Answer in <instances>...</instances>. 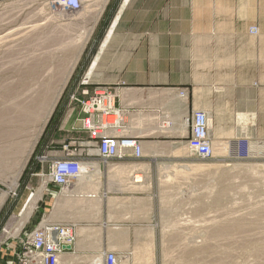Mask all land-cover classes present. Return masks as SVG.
<instances>
[{
  "label": "crops",
  "instance_id": "crops-1",
  "mask_svg": "<svg viewBox=\"0 0 264 264\" xmlns=\"http://www.w3.org/2000/svg\"><path fill=\"white\" fill-rule=\"evenodd\" d=\"M51 12L82 36V50L66 67L67 83L78 81L63 88L66 104L44 158L63 159L66 148L86 172L67 189L46 188L44 213L22 228L71 226L75 240L79 230H86L87 247L75 242L60 256L63 264H87L106 251L114 252L117 264H155V254L138 252L135 260L134 250L143 241L155 247L151 241L166 234L153 220L157 205L148 176L159 161L181 158L172 148L187 143L192 113L206 114L215 151L221 145L232 149L247 140L248 129L264 127V87L248 83L264 78V0H83L76 13H65L53 2ZM251 27L258 35H250ZM96 32L99 39L92 41ZM90 46L93 52L83 59ZM97 87L116 96L118 117L106 135L136 140L139 159L127 151L123 160H101L96 140L81 124L80 105L70 100L86 99ZM56 112L54 108L52 115ZM231 157L230 151L216 156ZM134 173L144 176L142 184L132 183ZM107 228L110 244L103 242ZM174 239L173 254L160 248V264L197 262L193 232L181 228Z\"/></svg>",
  "mask_w": 264,
  "mask_h": 264
},
{
  "label": "rangeland",
  "instance_id": "rangeland-1",
  "mask_svg": "<svg viewBox=\"0 0 264 264\" xmlns=\"http://www.w3.org/2000/svg\"><path fill=\"white\" fill-rule=\"evenodd\" d=\"M52 2L0 0V243L4 245H15L22 226L44 213V191L51 188L43 178L49 164L44 157L66 104L64 93L61 97L63 88L78 81L74 78L67 83L66 79L58 97L50 95L61 83L47 76L57 77L62 71L55 70H63L82 50L74 27L52 14ZM93 49L88 47L83 59ZM255 82L264 87V78L248 80L253 87ZM44 92V98L39 96ZM47 100L55 105L47 117L39 119L40 106ZM54 108L57 112L49 123ZM246 137L249 144L241 139L232 149L221 145L209 160L198 159L183 143L172 148L181 158L159 161L148 177L157 205L153 220L166 234L151 241L156 244L151 249L143 241L138 252L155 254L154 263L160 264V248L173 254L174 232L184 228L197 241V262L192 264H264V127L248 129ZM15 142L19 143L16 148ZM244 149L245 158L238 157ZM229 151L231 158H216ZM102 234L103 242L112 243L109 228Z\"/></svg>",
  "mask_w": 264,
  "mask_h": 264
},
{
  "label": "built area",
  "instance_id": "built-area-1",
  "mask_svg": "<svg viewBox=\"0 0 264 264\" xmlns=\"http://www.w3.org/2000/svg\"><path fill=\"white\" fill-rule=\"evenodd\" d=\"M83 0H53L61 11L76 13L81 9ZM250 34L256 35L257 29L250 28ZM115 93L107 88L97 87L86 99L71 97L81 107L84 118L81 124L96 140V148L103 162L119 161L125 153L131 151L135 159H139L141 148L136 140L107 136L106 132L115 125L117 113L114 109ZM109 118H114L112 123ZM93 119V121H92ZM209 123L205 113H192L189 122L190 136L187 149L200 160L212 158V146L208 137ZM65 158L50 161L44 180L54 187L67 189L71 183L83 175L85 169L74 159V153L63 148ZM246 149L237 156L245 158ZM132 182L142 184V175L134 173ZM75 230L71 226L41 223L34 228L21 230L18 242L11 245L0 243V264H58L60 256L68 251L74 243ZM102 264H117L114 252L106 251L102 255Z\"/></svg>",
  "mask_w": 264,
  "mask_h": 264
},
{
  "label": "bare ground",
  "instance_id": "bare-ground-1",
  "mask_svg": "<svg viewBox=\"0 0 264 264\" xmlns=\"http://www.w3.org/2000/svg\"><path fill=\"white\" fill-rule=\"evenodd\" d=\"M102 2V1H101ZM97 3V2H96ZM102 6H103V4H101ZM95 10H97V9H95ZM94 10V11H95ZM98 14V13H97ZM80 15V14H79ZM76 16H77V14H76ZM74 18V17H73ZM81 18V17H80ZM81 29V28H80ZM80 31V30H79ZM82 31V30H81ZM84 31V30H83ZM82 31V32H83ZM88 30L86 29L85 30V32H87ZM86 34V33H85ZM84 34V35H85ZM78 35H79V33H78ZM80 36V35H79ZM82 37V36H81ZM80 37V38H81ZM84 37V36H83ZM109 38V37H108ZM82 39H84V38H82ZM77 40H79V39H77ZM75 41H76V39H75ZM80 42H81V40H79ZM1 44V43H0ZM80 46V45H79ZM81 49H82V47H81ZM80 50V49H79ZM17 61V60H16ZM71 61V64L74 62V60H70ZM18 69H19V67H18ZM62 68H60V69H57V70H55V71H62L60 74L59 73H56V75H57V77H54V75L53 76H47V79L48 80H53V79H55V81H58V80H60V83H61V86L60 87H55L56 89L53 91V92H51L50 91V95H51V93H53V95L55 96V98H56V96L58 97V95H59V93H60V91H61V89L64 87V85H63V83L65 82L66 83V76L68 75V70L66 69V67L64 66V68H63V70H61ZM65 69V70H64ZM50 70V69H49ZM71 70V69H70ZM54 71V72H55ZM17 74V73H16ZM17 76V75H16ZM17 77H19V76H17ZM20 78V77H19ZM42 78V77H41ZM43 78H45V77H43ZM11 81H12V79H11ZM42 81V80H41ZM13 82V81H12ZM12 82L11 83H9V84H12ZM30 82V84H31V81H29ZM37 82V81H36ZM50 82V81H49ZM18 83H19V81H18ZM28 83V82H27ZM39 83V82H38ZM1 84V83H0ZM6 84V83H5ZM24 84V83H23ZM22 84V85H23ZM26 84V83H25ZM59 84V83H58ZM63 85V86H62ZM21 86V85H20ZM19 86V87H20ZM45 86V85H44ZM46 87V86H45ZM45 87H43V89L45 88ZM32 88V87H31ZM19 89V88H18ZM31 91V90H30ZM32 91H35L34 89L32 90ZM36 92V91H35ZM46 94V92H44V93H42V95H39V96H42V98H44L43 96ZM26 95H28L27 93H26ZM47 95H49L48 93H47ZM34 98V97H33ZM52 98L53 97H51L50 99L52 100ZM29 99V98H28ZM58 99V98H57ZM32 100V99H31ZM54 105H55V103L52 105V103L51 102H48V100L46 101V103H42V105L40 106V108H41V110H42V112L40 113V117H39V119H43L44 117H47L50 113H51V111H52V109H53V107H54ZM35 108V107H34ZM39 112V111H38ZM37 117H38V114H37ZM110 119V118H109ZM114 119V118H113ZM37 120H38V118H37ZM46 120V119H45ZM38 122H40L39 120H38ZM109 122H110V120H109ZM110 123H112V122H110ZM208 123H209V121H208ZM10 127H11V125H10ZM5 130H8V129H5ZM9 131V130H8ZM7 131V132H8ZM11 131V130H10ZM39 131V130H38ZM3 132V131H2ZM13 131H11L10 133H12ZM15 132L16 133H18L16 130H15ZM33 132H35V131H33ZM39 133V132H38ZM9 134V133H8ZM4 135H2V137H3ZM10 136H12L11 134H10ZM9 136V137H10ZM16 137H17V135H15ZM8 137V136H7ZM13 137H14V135L11 137L12 139H13ZM209 137V136H208ZM5 139H6V137H5ZM14 140V139H13ZM210 140V139H209ZM5 141V140H4ZM7 142V141H6ZM14 142V141H13ZM32 143V142H31ZM17 144H19L18 142L16 143L15 142V148H16V145ZM26 144H28V143H26ZM33 144V143H32ZM3 145V144H2ZM12 145H14V144H12ZM220 145V144H219ZM1 146V145H0ZM20 146H22V145H20ZM211 146H212V143H211ZM2 147V146H1ZM13 148H14V146H12ZM27 147H28V145H27ZM5 148H6V146H5ZM226 149H222V150H220L221 152H224ZM0 151H1V148H0ZM24 150H22V152H23ZM20 153L21 155L23 154V153ZM28 152V151H27ZM17 153V152H16ZM29 153V152H28ZM224 153H222L221 155H223ZM14 155H16V154H14ZM13 155V156H14ZM28 154H26V156H27ZM184 155H185V153H184ZM213 155H215V150L213 149V146H212V158H213ZM13 156H12V158H13ZM20 156V155H19ZM14 157H16V156H14ZM211 158V159H212ZM14 159V158H13ZM22 159V158H21ZM23 160V159H22ZM56 160H58V159H56ZM15 161V160H14ZM18 161H19V159H18ZM53 161V160H52ZM111 162V161H110ZM15 164V163H14ZM19 164V163H18ZM17 164V165H18ZM22 165H23V163H22ZM143 167V166H142ZM14 168V167H13ZM207 168V167H206ZM211 168H213V167H211ZM19 169H21V168H19ZM195 169H196V167H195ZM199 169H201L200 167H199ZM209 169V168H208ZM197 170H198V168H197ZM19 171V170H18ZM121 171V170H120ZM125 171V170H124ZM199 171V170H198ZM21 172V171H20ZM118 172V171H117ZM200 172V171H199ZM15 173V172H14ZM14 173H12V174H14ZM121 174H122V171L120 172ZM117 174V173H116ZM115 174V175H116ZM124 174V173H123ZM180 174V173H179ZM120 175V174H119ZM126 176V175H125ZM143 179H144V177L142 176V183H143ZM131 180H132V178H131ZM8 181V180H7ZM83 181V180H82ZM81 181V182H82ZM89 181V180H88ZM5 182V181H4ZM11 182V181H10ZM78 183V182H77ZM85 183V182H84ZM83 183V184H84ZM133 183V182H132ZM79 184V183H78ZM134 184V183H133ZM7 185V184H6ZM13 185V184H12ZM51 185V184H50ZM136 185V184H135ZM141 188V187H140ZM139 188V189H140ZM95 189V188H94ZM137 189V188H136ZM124 190V189H123ZM132 191V190H131ZM95 193V192H94ZM5 196V195H4ZM3 196V197H4ZM2 197L0 198V205H1V203H2ZM78 203H82V202H78ZM66 204V203H65ZM64 204V205H65ZM69 204V203H68ZM90 205V204H89ZM89 205H88V207H89ZM67 206V205H66ZM79 206V205H78ZM1 207V206H0ZM32 207V206H31ZM70 207V206H69ZM75 207V206H74ZM87 207V208H88ZM65 208V207H64ZM30 209V208H29ZM61 211V210H60ZM91 212V211H90ZM90 214V213H89ZM83 215V214H82ZM90 219V218H89ZM95 221H96V219H95ZM116 228V227H115ZM80 229V228H79ZM84 229V228H83ZM86 229V228H85ZM89 229V228H88ZM78 230V229H77ZM92 231V230H91ZM124 233H126V232H124ZM99 234V233H98ZM124 235V234H123ZM124 237V236H123ZM91 238V237H90ZM109 238H110V236H109ZM112 238H114V236L112 237ZM118 238V237H117ZM122 238V237H121ZM75 239H76V237H75ZM74 239V243L76 242V240ZM116 240V239H115ZM118 240V239H117ZM88 241H89V237H88V232L86 231V230H79L78 231V233H77V242H76V247H79V246H82V245H85L86 247H87V243H88ZM74 243L72 244V246L74 245ZM136 244V243H135ZM146 244V243H145ZM97 245V244H96ZM150 246H151V244H150ZM146 247V246H145ZM94 248H95V246H94ZM151 248V247H150ZM145 249V248H144ZM148 249V248H147ZM89 250V249H88ZM135 251H136V255L138 254V248L136 247L135 249H134ZM86 251H87V249H86ZM91 251V250H90ZM148 253V252H147ZM146 253V254H147ZM151 254V253H150ZM139 255V254H138ZM138 255L137 256H135V260H137L138 259ZM96 256V255H95ZM140 256V255H139ZM147 256H148V254H147ZM146 256V257H147ZM143 257H144V255H143ZM145 257V258H146ZM149 258H151V257H149ZM80 259V258H79ZM130 259V258H129ZM140 259V258H139ZM81 260H83V259H81ZM120 260V259H119ZM128 260V259H127ZM142 260V259H141ZM65 258L64 257H60L59 258V261H58V264H63V263H65ZM84 261V260H83ZM125 261V260H124ZM144 261H146V259L144 260ZM120 262V261H119ZM137 262V261H136ZM141 262V261H140ZM146 262H148V260L146 261ZM89 263V262H88ZM103 263V258H98V259H93L92 261H90V264H102ZM127 263H128V261H127ZM138 263V262H137ZM119 264H121V263H119Z\"/></svg>",
  "mask_w": 264,
  "mask_h": 264
},
{
  "label": "trees",
  "instance_id": "trees-1",
  "mask_svg": "<svg viewBox=\"0 0 264 264\" xmlns=\"http://www.w3.org/2000/svg\"><path fill=\"white\" fill-rule=\"evenodd\" d=\"M100 34H101V33L97 34V32H96V35L94 34V35H95V36H93L94 41H97V40L99 39ZM65 95H67V92H66V91L64 92L63 96L65 97ZM64 102H65V101H64ZM60 109H61V108H60ZM54 115H55V114H54ZM54 115L52 116V118H51V120H50L49 123H51V122L54 121V118H55ZM53 117H54V118H53Z\"/></svg>",
  "mask_w": 264,
  "mask_h": 264
},
{
  "label": "water",
  "instance_id": "water-1",
  "mask_svg": "<svg viewBox=\"0 0 264 264\" xmlns=\"http://www.w3.org/2000/svg\"><path fill=\"white\" fill-rule=\"evenodd\" d=\"M70 248H67V250H69Z\"/></svg>",
  "mask_w": 264,
  "mask_h": 264
}]
</instances>
